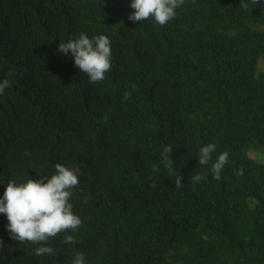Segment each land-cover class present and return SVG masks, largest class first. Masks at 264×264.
I'll list each match as a JSON object with an SVG mask.
<instances>
[{"label": "trees", "instance_id": "trees-1", "mask_svg": "<svg viewBox=\"0 0 264 264\" xmlns=\"http://www.w3.org/2000/svg\"><path fill=\"white\" fill-rule=\"evenodd\" d=\"M130 4L0 0V81H10L0 94V198L10 180L51 176L59 163L79 169L70 202L82 220L38 256L0 214V264H72L80 252L85 264H264V161L249 155H264V0L247 10L241 0H186L164 26L130 21ZM80 33L111 41L97 83L58 51ZM209 143L216 150L200 166ZM223 152L229 162L213 179ZM193 174L203 179L193 185Z\"/></svg>", "mask_w": 264, "mask_h": 264}, {"label": "clouds", "instance_id": "clouds-1", "mask_svg": "<svg viewBox=\"0 0 264 264\" xmlns=\"http://www.w3.org/2000/svg\"><path fill=\"white\" fill-rule=\"evenodd\" d=\"M186 0H131L130 7L134 11L128 19L132 22L154 19L155 23L164 26L176 16V9L185 4ZM261 0H241L240 8L247 10L249 4L255 8ZM264 11V9H262ZM111 41L105 35H97L89 38L85 33H80L78 39L60 43L58 51L68 55L71 53L74 64L81 73H85L90 83H97L105 78L106 72L111 68ZM11 75V74H10ZM10 87V81H0V94ZM216 145L209 143L200 148L198 164L206 166L212 159V153ZM173 152L171 145L165 146L162 152L164 166L169 175H173V160L170 154ZM30 155V153H25ZM229 154L223 152L218 155L212 164L211 173L213 179H220L221 171L229 162ZM154 171H159L153 165ZM79 169H70L62 164L55 165V172L51 176H42L39 180L28 179L26 182L17 183L10 180L0 198V214L7 216V231L10 238L27 242L35 247V254L53 255L54 249L47 242L61 233L76 232L82 224L81 218L73 212V204L70 202L73 189L79 184ZM243 170L238 172L242 175ZM200 174H193L190 182L194 185L201 181ZM183 176L178 175L175 179L177 188L182 186ZM47 181V182H45ZM85 198L84 203H87ZM63 243L75 244L76 239L72 235H66ZM3 241L0 240V247ZM72 264H85L82 252L77 253Z\"/></svg>", "mask_w": 264, "mask_h": 264}, {"label": "rangeland", "instance_id": "rangeland-1", "mask_svg": "<svg viewBox=\"0 0 264 264\" xmlns=\"http://www.w3.org/2000/svg\"><path fill=\"white\" fill-rule=\"evenodd\" d=\"M258 72H264V59L263 58H260L258 60ZM261 150V149H260ZM252 150L250 151L249 155L251 158H254L255 160L261 162V161H264V155L261 151L263 150Z\"/></svg>", "mask_w": 264, "mask_h": 264}]
</instances>
